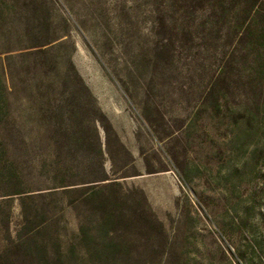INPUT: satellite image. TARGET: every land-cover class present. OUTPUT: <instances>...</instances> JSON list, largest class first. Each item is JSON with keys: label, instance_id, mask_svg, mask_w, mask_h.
Returning <instances> with one entry per match:
<instances>
[{"label": "rangeland", "instance_id": "rangeland-1", "mask_svg": "<svg viewBox=\"0 0 264 264\" xmlns=\"http://www.w3.org/2000/svg\"><path fill=\"white\" fill-rule=\"evenodd\" d=\"M219 1L0 0V264H252V0Z\"/></svg>", "mask_w": 264, "mask_h": 264}, {"label": "trees", "instance_id": "trees-1", "mask_svg": "<svg viewBox=\"0 0 264 264\" xmlns=\"http://www.w3.org/2000/svg\"><path fill=\"white\" fill-rule=\"evenodd\" d=\"M246 1L248 3L249 0ZM234 2L235 0H220L218 3H221V6L212 5L210 7V12L212 13H209L207 18L211 20L217 15L218 11L226 14L229 10H231V16H238L239 12L237 8L235 9ZM205 6L206 5H204V7ZM253 88L256 94L252 97V217L257 216L260 223L257 227L252 226V264H264V0H252V89ZM78 94L79 109L83 114L85 99L90 100L93 98L82 79H80ZM8 104V91L3 76L0 73V124L2 123V112L8 109ZM222 107L227 110L225 105H222ZM98 159L97 171L94 170L93 166L88 168L93 176V179L87 183L88 189L86 194L88 195L102 194L106 189L112 186H121L120 183L114 181L119 178L112 179L106 172L102 148L99 149ZM55 172L54 174L61 172L59 166L55 168ZM50 184L53 186L51 190L61 188L63 191L70 192L75 190L73 188L77 186L76 183L69 181L66 177L59 179L57 175L51 179ZM30 192L32 191L26 193L18 192L16 194H29ZM33 196L34 195H28L26 197L32 199ZM24 201L25 199L22 200V206H24ZM108 221L109 220L104 219L100 225V229H105ZM104 234L103 241H107L110 236V231L105 230Z\"/></svg>", "mask_w": 264, "mask_h": 264}]
</instances>
